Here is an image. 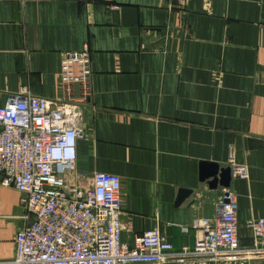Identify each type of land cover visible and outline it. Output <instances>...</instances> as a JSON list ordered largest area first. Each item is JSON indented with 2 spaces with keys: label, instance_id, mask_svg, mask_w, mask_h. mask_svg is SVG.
<instances>
[{
  "label": "crops",
  "instance_id": "obj_1",
  "mask_svg": "<svg viewBox=\"0 0 264 264\" xmlns=\"http://www.w3.org/2000/svg\"><path fill=\"white\" fill-rule=\"evenodd\" d=\"M85 49L84 180L68 182L119 175L122 239L158 228L177 250L194 248V223L215 219L231 189L251 247L247 224L264 217V0H0V108L22 89L62 99V53ZM216 166L231 168L229 187L210 184ZM22 196L0 174V261L28 222Z\"/></svg>",
  "mask_w": 264,
  "mask_h": 264
},
{
  "label": "built area",
  "instance_id": "obj_2",
  "mask_svg": "<svg viewBox=\"0 0 264 264\" xmlns=\"http://www.w3.org/2000/svg\"><path fill=\"white\" fill-rule=\"evenodd\" d=\"M173 1L186 7L191 0ZM91 77L89 50L65 51L62 99L22 89L0 108V174L5 185L23 193L28 220L16 234L15 256L0 264H258L252 260L264 256V217L249 220L253 244L242 247L231 189L220 196L215 219L194 223V248L177 250L158 228L136 234L130 243L122 239L119 175L97 172L89 188L68 182L76 174ZM233 173L249 177L246 165H234Z\"/></svg>",
  "mask_w": 264,
  "mask_h": 264
},
{
  "label": "water",
  "instance_id": "obj_3",
  "mask_svg": "<svg viewBox=\"0 0 264 264\" xmlns=\"http://www.w3.org/2000/svg\"><path fill=\"white\" fill-rule=\"evenodd\" d=\"M211 182L213 188H217L218 185H222L224 187H229L231 185V168H221L216 166L214 171L210 174Z\"/></svg>",
  "mask_w": 264,
  "mask_h": 264
}]
</instances>
